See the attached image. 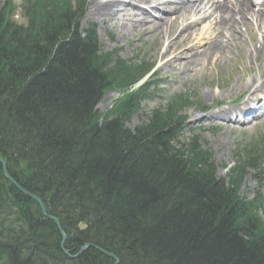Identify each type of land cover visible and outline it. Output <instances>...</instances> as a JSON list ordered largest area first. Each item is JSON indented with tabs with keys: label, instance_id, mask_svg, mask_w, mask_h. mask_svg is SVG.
<instances>
[{
	"label": "trees",
	"instance_id": "trees-1",
	"mask_svg": "<svg viewBox=\"0 0 264 264\" xmlns=\"http://www.w3.org/2000/svg\"><path fill=\"white\" fill-rule=\"evenodd\" d=\"M83 2L30 4L23 28L10 19L11 0H0V157L9 176L43 194L71 254L91 244L118 264H264L262 206L239 199L198 149L176 147L172 112L133 132L121 118L98 123L94 101L116 81L94 30L79 31ZM250 153L256 169L260 155ZM112 262L93 248L66 257L55 224L0 165V264Z\"/></svg>",
	"mask_w": 264,
	"mask_h": 264
},
{
	"label": "rangeland",
	"instance_id": "rangeland-1",
	"mask_svg": "<svg viewBox=\"0 0 264 264\" xmlns=\"http://www.w3.org/2000/svg\"><path fill=\"white\" fill-rule=\"evenodd\" d=\"M92 1L93 0H87L85 4L86 14L81 21V26L86 29L91 23L96 25L101 52L106 53L113 50L118 52L116 57L120 62L116 61L115 58L110 55L105 59L107 65L112 66L111 68H113V72L116 73L115 75L120 73V70L127 62L133 64L136 61L143 60L148 61V63H153L160 58L161 54L168 47H171L168 38H164L165 41L162 40L163 43L161 44L162 41L158 35L148 34L146 37L141 36L138 29L131 28L132 25L129 22L127 25L124 24L121 16L114 21L101 22L98 17L94 16L90 9L89 4ZM14 5L18 7L16 15L13 17L14 20L20 25H26L29 22L27 14H29L28 11H30L27 1L14 0ZM201 25L202 24H200L198 28H195L194 37L197 36L196 34L200 33ZM209 27L210 26H206L202 31L204 37H207L206 32ZM175 34V32L171 34L170 38L174 39ZM207 34H209V32ZM204 42L205 41L200 42L199 45ZM251 44H254V40H252ZM177 47L176 54H179L181 49L184 48L180 47L178 44ZM263 57L264 56L261 54H258L256 57H251L248 54L244 55V67L249 68L252 73H257L255 66L260 67L262 65ZM239 58L240 55L238 53L230 52L228 58H224L217 66L211 63H205V71L201 66H197L194 70L183 75L178 71L169 73L171 69L160 70V72H158L159 77L156 76L155 78L154 76L155 79L149 86V89L158 84H162L163 86L154 91L155 93L151 100L147 99V101H144L141 97L137 105H135V107L133 105L131 114L125 117L127 128H137L156 110L160 109L166 111L167 105L173 98L178 96L189 98L194 106L186 111L180 110L178 115L181 114L182 116L186 115L188 117L184 130L189 133L193 132L191 135L199 136L193 141L191 146L194 144V146H199L200 149L209 152L217 167V175L224 177L228 174L226 173L225 167L230 168L234 164V153L236 148H239V146L242 148V144L249 142V140L252 142V140H256L257 138H264V117H260L257 123L251 122L244 126L222 123L228 128H221L217 125L214 126V123L212 124L206 121L196 124L195 121L198 120L203 113L197 112L198 107H207L223 100L228 103L236 99L238 90L232 92V88L240 79V74L234 70L239 65L236 62ZM158 62L159 61H157V64L159 65ZM213 63H216V59H213ZM234 65L237 66L235 67ZM104 70L107 72L106 69ZM168 76H170L168 80H162L163 77L167 78ZM246 79L247 77L244 78V80ZM216 87H219V89ZM209 94H211L212 99L211 96L209 97ZM121 97L119 90L109 91L101 100L99 96L94 101V110L101 115L108 114L110 111V116H116L118 115L117 109L119 110L121 102L119 99ZM215 110L219 111V109ZM186 136L188 137V134ZM256 188V184L248 174L240 180L239 193L242 196L251 199Z\"/></svg>",
	"mask_w": 264,
	"mask_h": 264
},
{
	"label": "bare ground",
	"instance_id": "bare-ground-1",
	"mask_svg": "<svg viewBox=\"0 0 264 264\" xmlns=\"http://www.w3.org/2000/svg\"><path fill=\"white\" fill-rule=\"evenodd\" d=\"M204 1L205 0H199L197 3H186L182 0H174V2H179L176 3V6L174 7L171 2L166 1V3L160 4L159 0H93L89 5L94 16L98 17L101 22L111 20L114 21L118 15L121 14L123 15L124 21H132V23L134 21L133 27L138 29L141 36L157 34L161 38L162 36L171 34V32L176 30L178 27H181L182 24H180V21L183 22V20H185L187 15L186 13L189 14L193 11L196 12L197 10L199 12L204 11L205 7L202 6ZM133 2H135L137 6H132V4H130ZM149 4H155L154 7L156 9H160V5H165V8L170 12H180L181 14H179V17L175 16V19L170 17L169 19L166 18L163 22H160L156 26L150 21L151 25L148 26L146 25L147 23L145 21L148 19V13L144 8H140L142 7L140 5H144V7H146V5ZM211 8L215 13L219 14L218 29L221 30V33L224 32V35L227 36V43L222 41L221 37H219V33L214 38V40L211 41L201 52H194L190 56L188 53H186L169 58L175 50L173 47H171V49H167L161 56L162 70L171 69L169 73H173L175 71L184 73L194 68L196 65H200L202 60L205 58L212 57L217 53H223L227 49L241 48L244 50L242 38L246 35H250L254 25L258 27V30H261L259 29L260 27L264 28V1L260 4L259 10L255 12L250 8V3L248 0H223L221 2H217ZM180 18L182 20H180ZM225 29L228 31H224ZM189 30V27H187L185 31L181 30L177 35V39L172 44L174 45L175 42L178 41L184 35V33H188ZM261 32L262 36L260 41H258L254 47L252 46L248 50L251 55H255V53L258 51L261 54L264 53V30H261ZM186 42L192 43L193 40L192 38H187L185 40V43ZM180 58H184L183 60L185 61L181 63ZM219 61H222V56L220 54L217 56V62ZM198 62L199 64H197ZM242 88L249 92V95L247 94L248 100H251L250 97L256 93L264 94V68L262 69V73L257 76V79L250 78L249 80H246L242 84ZM210 96L211 94H209V97ZM249 112L252 111L249 110ZM231 113L235 114V111L230 112L228 110H223L212 114L211 117L214 121H232ZM24 193L27 194V198L31 199V195L27 192V190H25ZM89 248L95 249L103 256L106 255V251L102 248L92 246L91 244L88 246L87 250ZM82 254L83 253H81L80 256Z\"/></svg>",
	"mask_w": 264,
	"mask_h": 264
},
{
	"label": "water",
	"instance_id": "water-1",
	"mask_svg": "<svg viewBox=\"0 0 264 264\" xmlns=\"http://www.w3.org/2000/svg\"><path fill=\"white\" fill-rule=\"evenodd\" d=\"M85 247H87V245Z\"/></svg>",
	"mask_w": 264,
	"mask_h": 264
}]
</instances>
